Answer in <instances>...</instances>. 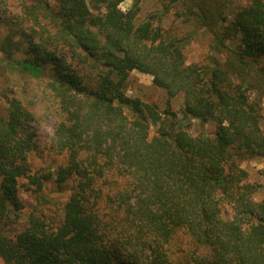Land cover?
I'll return each mask as SVG.
<instances>
[{
	"label": "trees",
	"instance_id": "16d2710c",
	"mask_svg": "<svg viewBox=\"0 0 264 264\" xmlns=\"http://www.w3.org/2000/svg\"><path fill=\"white\" fill-rule=\"evenodd\" d=\"M124 1L0 8V77H27L0 88V261L264 264V197L242 167L264 159V0H167L141 20L139 0ZM167 14L191 30L165 29ZM202 30L210 53L189 63ZM135 70L183 97V117L130 96ZM39 91L54 116L48 142L33 127ZM193 119L214 136L193 135ZM48 186L69 195L62 216L27 211L23 193Z\"/></svg>",
	"mask_w": 264,
	"mask_h": 264
},
{
	"label": "rangeland",
	"instance_id": "374dc122",
	"mask_svg": "<svg viewBox=\"0 0 264 264\" xmlns=\"http://www.w3.org/2000/svg\"><path fill=\"white\" fill-rule=\"evenodd\" d=\"M135 1L136 0H125L120 7L122 10L126 11L133 6ZM248 1L249 0H237V4L243 6L247 4ZM163 2H167V0H139V19H144L150 14L163 10ZM24 5V0H0V8L4 9L7 7L12 12H17V14L22 12L21 10H23ZM160 23L165 29L171 28L180 35L191 30V26L183 24L181 20L177 19L173 14H167L164 16ZM8 29L9 27L7 24H0V42L7 34ZM211 42V34L203 30L198 32L195 39L186 49L187 62L193 63L204 61L210 53ZM2 57L3 52L0 50V59ZM15 58L22 60L25 56L23 53L17 52ZM25 79H27L26 76L20 77L18 72L14 73L7 69L3 71L0 77V88H5L7 85L12 84L15 81L19 85H23ZM128 94L132 97L141 98L146 103L157 105L161 111H164L171 106V108L178 113L179 117H183V97H170L164 89L159 88L154 84L153 76L150 74L142 73L137 70L133 71L128 85ZM251 96L252 98H255L257 96V91H252ZM31 103L33 104L32 107L36 117V122L33 127L37 132V137L42 142H48L51 140L54 127V116L46 108V105L49 104V102L44 98L42 92L39 91L31 96ZM262 104V112L264 116V94ZM261 125L264 129V117ZM188 130L195 136L205 134L212 137L215 134L216 125L213 122L202 124L200 120L193 119L190 122ZM242 167L248 172V181L259 188L256 198L259 200L262 199L264 197V159H249L242 163ZM23 196L27 202V211L36 205L41 209L57 211L58 214L62 216L69 195L67 192H56L54 187L48 186L43 193L37 194L33 192H24ZM24 218L26 220V216ZM0 264H3L2 261H0Z\"/></svg>",
	"mask_w": 264,
	"mask_h": 264
}]
</instances>
